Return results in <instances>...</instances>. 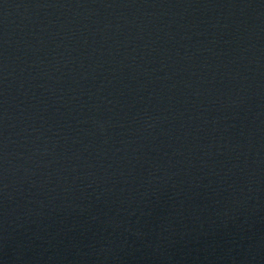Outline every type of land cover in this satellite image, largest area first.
Instances as JSON below:
<instances>
[{"label":"water","instance_id":"water-1","mask_svg":"<svg viewBox=\"0 0 264 264\" xmlns=\"http://www.w3.org/2000/svg\"><path fill=\"white\" fill-rule=\"evenodd\" d=\"M0 264H264V0H0Z\"/></svg>","mask_w":264,"mask_h":264}]
</instances>
